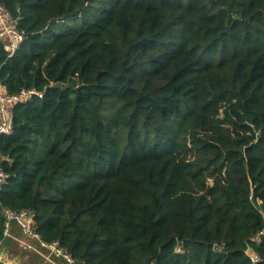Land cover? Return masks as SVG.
Here are the masks:
<instances>
[{"label": "trees", "instance_id": "16d2710c", "mask_svg": "<svg viewBox=\"0 0 264 264\" xmlns=\"http://www.w3.org/2000/svg\"><path fill=\"white\" fill-rule=\"evenodd\" d=\"M0 4L1 83L42 93L0 135L2 246L11 208L75 264H264V0Z\"/></svg>", "mask_w": 264, "mask_h": 264}, {"label": "built area", "instance_id": "2783aa9c", "mask_svg": "<svg viewBox=\"0 0 264 264\" xmlns=\"http://www.w3.org/2000/svg\"><path fill=\"white\" fill-rule=\"evenodd\" d=\"M0 39L3 42L4 49L8 52V57L14 54L24 39V34L16 25L14 19L9 11L0 4ZM42 96L41 92H36L33 89L22 90L16 94H10L4 84L0 80V135L10 134L13 130L11 120L12 106L16 102H23L32 96ZM7 173L0 168V189L7 178ZM4 237L13 238L12 227L17 224L22 233L29 239L37 241V244L45 248L48 252H43L35 244L29 241H20L23 248L29 249L46 260H50L52 255L62 256L68 264H75L74 259L67 250L62 248L57 241H45L35 229L34 214L30 210L15 211L11 208H4ZM264 237V228H262L252 240H260ZM2 241H0V248ZM257 255L252 256V260L256 261ZM58 264V263H53Z\"/></svg>", "mask_w": 264, "mask_h": 264}, {"label": "rangeland", "instance_id": "374dc122", "mask_svg": "<svg viewBox=\"0 0 264 264\" xmlns=\"http://www.w3.org/2000/svg\"><path fill=\"white\" fill-rule=\"evenodd\" d=\"M70 24H73V22L70 21ZM11 233L22 240L35 244L43 252H48L45 248L40 247L37 241L27 238L17 224H13ZM6 239V243L0 248V255H6L10 262H16V264H53L54 262L58 264H68L62 256L52 255L50 260H46L33 251L23 248L18 240H14L10 237Z\"/></svg>", "mask_w": 264, "mask_h": 264}, {"label": "water", "instance_id": "95a60500", "mask_svg": "<svg viewBox=\"0 0 264 264\" xmlns=\"http://www.w3.org/2000/svg\"><path fill=\"white\" fill-rule=\"evenodd\" d=\"M0 264H16V262L8 261L6 255H0Z\"/></svg>", "mask_w": 264, "mask_h": 264}, {"label": "crops", "instance_id": "0c3cea01", "mask_svg": "<svg viewBox=\"0 0 264 264\" xmlns=\"http://www.w3.org/2000/svg\"><path fill=\"white\" fill-rule=\"evenodd\" d=\"M12 236H13L12 239H14V240H18L19 242H20V241H25V240H22V239L18 238L17 236H14L13 234H12Z\"/></svg>", "mask_w": 264, "mask_h": 264}]
</instances>
